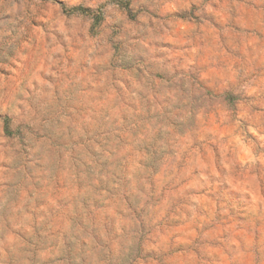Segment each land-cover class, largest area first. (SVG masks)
I'll use <instances>...</instances> for the list:
<instances>
[{
  "label": "clouds",
  "instance_id": "obj_1",
  "mask_svg": "<svg viewBox=\"0 0 264 264\" xmlns=\"http://www.w3.org/2000/svg\"><path fill=\"white\" fill-rule=\"evenodd\" d=\"M0 264H264V0H0Z\"/></svg>",
  "mask_w": 264,
  "mask_h": 264
}]
</instances>
